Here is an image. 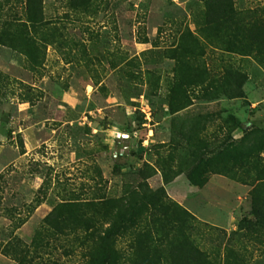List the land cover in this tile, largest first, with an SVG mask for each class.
Masks as SVG:
<instances>
[{"label":"rangeland","instance_id":"1","mask_svg":"<svg viewBox=\"0 0 264 264\" xmlns=\"http://www.w3.org/2000/svg\"><path fill=\"white\" fill-rule=\"evenodd\" d=\"M225 2L41 0L52 27L46 42L44 26L35 36L43 48L0 44V264L19 250L36 264L25 249L63 198H120L141 181L192 215L191 245L264 263V227L237 229L254 220L251 189L264 175V53L225 50ZM229 67L246 76L241 96L219 85ZM198 68L215 87L195 85ZM127 241L117 239L125 254ZM50 244L42 258L80 262L63 236Z\"/></svg>","mask_w":264,"mask_h":264},{"label":"trees","instance_id":"2","mask_svg":"<svg viewBox=\"0 0 264 264\" xmlns=\"http://www.w3.org/2000/svg\"><path fill=\"white\" fill-rule=\"evenodd\" d=\"M9 1L0 0V44L24 54H29L27 47L43 48L35 36L50 22L42 18L41 0H16L21 3L20 14L11 8ZM218 18L229 39L227 52L239 55L264 53V5L260 12L253 9L242 11L235 10L231 0H226ZM51 28L43 32V41L52 36ZM245 77L243 72L229 67L219 85H227L234 90L232 97H238L242 94ZM215 81L205 70L198 68L195 85L210 88L215 87ZM223 94L228 95L226 89ZM222 150L220 148L218 154ZM261 170L264 173V168ZM138 187L125 189L120 198L97 197L82 201L63 198L42 217L30 241V251L26 248V253H33L30 258H34L36 264H65L57 258H42L44 251L51 246L50 242L63 236L67 244L63 253L67 255L78 248V264H245L240 258L241 248L226 245L212 256L191 245L186 233L192 229V215L177 203L165 200L160 190L149 189L145 181H141ZM251 210L254 220H245L247 224L240 220L238 230L257 225L264 227V175L259 176L252 186ZM201 223L195 219V225L205 226ZM121 236L128 237L126 254L120 252L117 244ZM21 253L19 250V256L13 257L16 264H24L26 255Z\"/></svg>","mask_w":264,"mask_h":264}]
</instances>
